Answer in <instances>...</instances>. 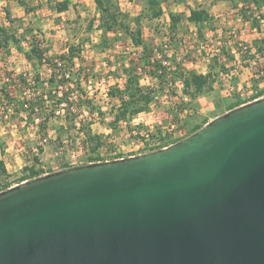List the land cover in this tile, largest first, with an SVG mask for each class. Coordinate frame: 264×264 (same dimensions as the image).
<instances>
[{
  "label": "water",
  "instance_id": "1",
  "mask_svg": "<svg viewBox=\"0 0 264 264\" xmlns=\"http://www.w3.org/2000/svg\"><path fill=\"white\" fill-rule=\"evenodd\" d=\"M0 264H264V96L1 191Z\"/></svg>",
  "mask_w": 264,
  "mask_h": 264
},
{
  "label": "trees",
  "instance_id": "2",
  "mask_svg": "<svg viewBox=\"0 0 264 264\" xmlns=\"http://www.w3.org/2000/svg\"><path fill=\"white\" fill-rule=\"evenodd\" d=\"M7 1H17L25 7L27 13L34 10V8L28 7L26 0ZM94 1L99 12L97 28L101 31V40L96 44L98 48L104 52L106 48L110 47L112 34H124L134 46L142 47L141 53L136 58H130L129 65L123 64L122 68H114L118 80L109 85L107 90V95L115 102L111 106L113 118L110 120V125L113 129H116V125L121 122L129 123L140 114L151 112L153 106L163 100L167 103L165 111L175 119L172 123L177 124V129L184 130L187 128V134L184 137L202 128L207 120L201 124L197 123V110L200 107L199 97L213 94L217 91L216 84L220 82L221 74L227 73L229 75L230 68L227 67V63L223 62L226 60L224 56L221 60V55H226L228 60H234L235 55L225 51L227 41H224L225 43L221 48H218L210 56V60L208 59L207 72H200L185 67L182 60L179 59V48H175L173 52L168 54L166 47L176 46V44L180 46L182 38L178 37L179 29L185 19L196 26L199 38H205L206 27L215 29L213 28L214 20L210 9L205 6H192L187 16L183 13L170 11L169 41L155 50L144 40V30L141 24L142 15L132 17L130 13L122 10L118 0ZM174 1L180 2L182 0ZM213 1L215 3L220 0ZM229 1L235 7L241 4L242 17L262 33L261 36L252 41V44H245L244 46L243 42L237 43L235 41L239 53L249 58V65L256 63L252 67L254 70L252 80L257 85L260 82L257 77H260L264 71L263 68L260 69L259 67L260 57H264V0ZM145 2L149 17L160 19L163 16V0H145ZM251 5L255 9L248 11L246 7ZM70 6V0H62L55 2L51 7L57 13H63L68 11ZM5 13L8 24L0 20V51L8 55H11L14 49L22 52L32 66V72L20 73L14 78H7L13 81L15 88H25L29 91L27 98L12 96L7 81L0 86V105L4 111H7V113L4 112L6 114L2 113L0 117L28 112V118L34 120L39 126V131L42 133L40 136L47 137L49 134L48 124L52 116L56 115V110L64 108L66 111L64 117L73 126L78 137L72 138L70 136L69 126L66 124L56 128L55 136L49 139V141L61 145L56 152L59 153L68 145L77 143V140H79L81 148L96 152L104 145V138L101 134L93 132L92 122L85 117L86 107L91 108L92 112L95 110L93 98H90L87 92L81 89L83 80L91 81L90 73L85 70L86 67L83 62L82 46L85 43L71 44L65 52L57 56L49 55V48H43L42 40L34 34L35 31H40L38 27L24 26L19 18L13 16L8 7ZM89 25L92 28L94 21H90ZM25 43L28 46H25ZM77 60L80 62L78 63ZM45 65L49 71L48 77H44L41 71ZM121 79H123V83H120ZM231 79L236 86L238 78L231 74ZM16 80L18 82H15ZM144 80L149 82H144ZM74 84L77 85L79 91L76 95L73 92ZM220 92L221 90H218V95L215 98L216 105L227 101L224 96L220 95ZM262 95H264V90H259L251 99ZM242 102L240 95H237L236 100L228 103L229 109L241 105ZM99 111L104 115L101 110ZM156 133V135H161L163 131L157 128ZM171 133L168 129L166 130L167 136H170ZM37 149L39 152L44 151L41 145ZM0 154L2 156L0 157L1 192L14 185L3 158L5 143L2 138L0 139ZM92 157L95 161L102 160L99 156ZM32 161V164H26L23 167L18 183L42 176L43 170L39 154L34 153Z\"/></svg>",
  "mask_w": 264,
  "mask_h": 264
},
{
  "label": "rangeland",
  "instance_id": "3",
  "mask_svg": "<svg viewBox=\"0 0 264 264\" xmlns=\"http://www.w3.org/2000/svg\"><path fill=\"white\" fill-rule=\"evenodd\" d=\"M57 1L62 0H26L28 7L34 8L33 11L27 13L25 7L17 1L0 0V20L8 24L5 13L8 7L11 9L13 16L19 18L24 26L38 27L40 31H35L34 34L38 35V38L42 40L43 48H49V55L57 56L65 52L71 44H82L84 42L85 44L82 46L83 62L86 67L85 70L90 73L91 81L86 82L83 80L81 89L86 91L90 98H93L95 106L93 112L91 108L88 109L86 107L85 117L92 122L93 132L101 134L104 138V145L100 149L96 152L91 150L88 152L92 156H99L102 159L138 152L136 145L143 138V135L147 133L156 135L157 128L166 131L170 126V122H174L172 115L165 111L167 103L163 100L153 106L151 112L142 113L129 123L121 122L116 125V129H113L110 125V120L113 118L111 106L115 102L106 95V92L109 85L114 84L118 80L114 71L116 69L114 68H122L123 64L129 65L130 58H136L141 53L142 47L134 46L132 41L124 34H112L110 39L111 46L103 52L96 45L101 40V31L97 28L99 12L95 1L70 0L71 6L69 10L63 13H57L52 9L51 6ZM118 1L122 10L130 13L132 17L142 15L141 24L144 30V40L155 50L157 47L162 46L163 43L169 41L170 11L183 13L187 16L192 6H205L210 9L214 20L213 28L215 29L206 27L205 38H199L196 26L185 19L179 29L178 37L182 38L180 46L176 44V46L166 47L168 54L173 52L175 48H179V59L182 60L187 69L193 68L200 72H207L208 59L210 60V56L218 48H221L225 43L224 41H227L225 51L232 52L235 55V59L228 60L226 55H221V60L224 57L226 58L223 62L227 63V67L230 68L229 75L227 73L221 74L219 77L220 82L216 84L217 91L204 100L206 105V101H214V97L218 95V90H221L220 95L224 96L227 104L236 100L237 95L246 100L252 98L257 91L264 90V71H262L260 77H257L260 82L256 85L252 80L254 72L252 67L256 63L249 65V58L239 53L235 43V41L237 43L243 42L244 46L245 44H252L255 38L262 35L249 21L242 17L241 4L235 7L229 0H220L215 3L213 0H182L180 2L163 0L164 14L160 19H154L147 15L145 0ZM246 9L248 11L252 9L251 11H253L255 7L251 5L246 7ZM248 14L250 13L248 12ZM90 21H94L92 28L89 27ZM25 46L28 45L26 44ZM77 62L79 63L80 61L77 60ZM260 62V69H264V57H260ZM41 71L44 77L49 76L46 65ZM31 72L32 66L22 52L14 49L13 53L8 55L0 51V86L7 81L12 96L27 98L29 91L25 88H15L13 81L7 78H14L20 73ZM231 74L238 78L236 86L231 79ZM15 82H18V80ZM144 82L149 81L144 80ZM120 83H123V79L120 80ZM77 89V85L74 84V95L78 94L79 91ZM4 112L7 113L0 105V116L2 113L6 114ZM65 113L66 111L62 113V109L56 110V115L52 116L48 124L49 134L47 136H55L56 128L66 124L69 126L70 136L72 138L78 137L73 126L65 119ZM200 116L201 114H198L196 116L197 119ZM27 118L28 112L12 116L8 114V117H0V137L5 143L3 158L6 161L13 184L19 181L23 167L26 164H32L34 153L39 154L42 166H51L54 163L58 165V169H63L69 166L66 160L70 159L73 153L81 150V144L77 140V143L68 145L55 154V151L61 145L52 141L45 142L43 140L45 136H40L42 133L39 131L37 123L31 118ZM185 129V134H187V128ZM183 136L175 140L182 139ZM65 138L67 137L65 136ZM39 145L43 147V152L38 151L37 147ZM0 157H2L1 154ZM79 158L84 159L85 154L81 153Z\"/></svg>",
  "mask_w": 264,
  "mask_h": 264
},
{
  "label": "built area",
  "instance_id": "4",
  "mask_svg": "<svg viewBox=\"0 0 264 264\" xmlns=\"http://www.w3.org/2000/svg\"><path fill=\"white\" fill-rule=\"evenodd\" d=\"M106 95H107V92H106ZM61 109H62V113H64L65 109L64 108H61ZM177 128H178L177 124L171 122L170 126L167 128L169 130V132H172L170 136L166 135V131H163V133L161 135H150L149 133L143 135L142 136L143 138L141 140H139V142L136 145L138 152L131 153L129 155L112 157L109 159L105 158L102 160L95 161L93 159L92 155L88 152L89 151L88 149L81 148V150L77 151L76 153H73L72 156L70 157V159L66 160V163H68L69 166L64 167L63 169L70 168V167L75 166V165L89 164V163L100 162V161H109V160H113V159L124 158V157H128V156H134V155H138V154H143V153L147 152L148 150L152 151V150H156L159 148L167 147L169 145H166V144L170 143L168 140H175L176 138L183 136L185 134V132H186L185 129L181 130V129H177ZM51 137L52 136L44 137L43 140L45 142L46 141L48 142ZM81 153L85 154L84 159L79 158ZM63 169H58V165H55L54 163H52L51 166H44L43 165L42 166V170H43L42 175L43 174L44 175L49 174L52 172H56L58 170H63ZM22 182H24V181H22ZM17 184H20V183L17 182L14 185H17Z\"/></svg>",
  "mask_w": 264,
  "mask_h": 264
},
{
  "label": "crops",
  "instance_id": "5",
  "mask_svg": "<svg viewBox=\"0 0 264 264\" xmlns=\"http://www.w3.org/2000/svg\"><path fill=\"white\" fill-rule=\"evenodd\" d=\"M212 94L210 95H202L199 97V104H200V107L199 109L197 110L198 114H201L200 118L198 119L197 123H202L204 122L205 120H207V122L211 121L212 119H214L215 117L221 115V114H224L226 113L227 111H229V107H230V103L227 104V103H221L220 105H216L215 103V99L213 102L211 101H206L207 105L205 104L204 100L207 99L208 96H211ZM264 95L260 96V97H257V98H254V99H242V104H245L247 102H250L252 100H256V99H259L261 97H263ZM216 98V97H214ZM215 103V104H213ZM241 104V105H242ZM222 109H224L223 111H221ZM184 137V136H183ZM182 137V138H183ZM181 139V138H180ZM179 139L177 140H174V141H171L170 143L166 144V145H170L176 141H178ZM55 154H57V152L55 151ZM42 175V174H41ZM44 175V174H43Z\"/></svg>",
  "mask_w": 264,
  "mask_h": 264
}]
</instances>
